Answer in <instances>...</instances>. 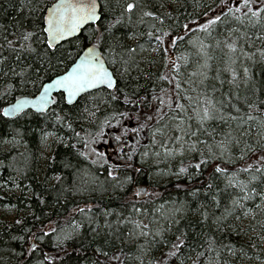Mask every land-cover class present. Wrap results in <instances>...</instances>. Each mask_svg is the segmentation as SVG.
I'll use <instances>...</instances> for the list:
<instances>
[{
  "label": "trees",
  "instance_id": "1",
  "mask_svg": "<svg viewBox=\"0 0 264 264\" xmlns=\"http://www.w3.org/2000/svg\"><path fill=\"white\" fill-rule=\"evenodd\" d=\"M54 1L39 0V6L44 9ZM205 1L207 0H177L176 7L171 11V8L164 4V0H136L139 7L130 22L127 14L121 17L117 0H99L101 14L99 23L86 27L77 38L64 42L62 45L72 52L70 61L78 57L75 54L81 53V49L89 45H97L108 68L120 79L121 87L125 80H128L131 87H140L139 95L146 96L154 108L159 107V104L152 99L153 95L160 96L164 93L175 95L174 91L169 92V90H174L176 81L173 80L170 84L168 79H159L160 75L167 77L174 75L171 67H166L173 62L180 65V78L182 81H186L192 72L204 71L198 66L206 61L209 66L206 82L209 85L208 94L212 95L210 89L213 84L219 89L215 93L217 98H219L220 92H228L230 85L225 82L221 88L217 77L225 81L231 78L223 63L227 60L228 51L223 45L236 41L238 44L237 55H240L239 49L243 48L250 55L254 54V58L246 59L241 56L242 64L238 62L234 67L242 76V68L247 66L250 69L252 82L259 89L258 92L252 93L241 86L238 106L242 110H246L243 100L247 96L250 102L257 105L253 114L259 121L261 117H264V110H261L264 109V103H261L264 101V59L261 58L259 51L264 48V39H257L260 32L249 24L247 16L242 15H250L248 8L243 7V0H212L210 6L204 3V11L201 12V5ZM236 1L240 2L239 6L236 5ZM227 2L228 4L224 6ZM36 3L37 0H0V44L4 43L5 35L8 36V39H15L11 33L15 30L16 23L18 21L24 23L25 17L29 16ZM254 6L258 7L259 5ZM238 8L240 11H236ZM143 12H152L154 15L143 16ZM214 13L217 15L213 16ZM216 16H220L219 21L215 20ZM237 17L241 19H237ZM30 19H36L38 22L35 15ZM141 19H143V23H140ZM118 20L119 23H117ZM209 20L214 23L209 25ZM185 25L188 26L187 29ZM201 25L208 26L210 31L201 30ZM4 28H7L8 31L4 32ZM150 31L153 33L152 38L148 36ZM165 32L168 33V36H164ZM157 35L161 36V42L154 39ZM176 36H182L183 39L177 40L173 45L169 37L175 38ZM218 42L220 46H218ZM201 43L205 45L203 51H200ZM127 48L135 49V52L131 54L135 58V63L128 68V75L121 76L126 67L122 61L130 60ZM152 50L153 54L147 56ZM3 54L10 55L8 51H4ZM113 57L118 63H112ZM12 59L15 57L12 56ZM8 63H11V60ZM69 66L70 62H68ZM16 70L19 73L20 68ZM65 70V65L61 64L55 70V74H61ZM50 77L54 78L52 71H49L47 75L42 73L38 79L35 75L26 76L27 83H23L20 76L13 77L9 74L4 77L0 75V111L13 102L16 97L36 95L41 82L49 81ZM192 79L198 82L201 77L197 75ZM8 84L13 85L11 92L8 91ZM188 88L194 89L188 94L195 98L199 91L195 83L192 85L183 83L182 95L184 94L183 89ZM108 91L100 89L81 96L71 106L65 104L64 99H61V94L56 95L54 99L57 103L43 114L24 111L13 118L0 115V183L4 185L6 182L7 185H10L11 179L14 178L22 190L21 197L15 202L6 196L3 186L0 185V204L19 203L22 204L21 208L24 210L21 217L15 218V220H22V224H15V220L12 223L0 224V264H48V261L43 259V254L54 256L59 252V249L54 246L56 237L52 233L45 237L43 242L36 241L39 248L32 253H28L21 246L20 241L11 240L12 236L30 237L31 232H24L26 227L32 228L33 231L41 227V222L34 220L33 215L41 217L45 231L49 228H57V230L65 228L70 231L72 224L69 217L81 224L79 235L61 245L68 250L69 254L64 256L63 253H60V258L54 261V264H61V260H63V264H78V254L74 249L79 247L81 241L85 244L88 243L91 239L90 227H95V225H89L86 216L73 212L77 206L86 210L88 206H91L95 218L101 224L104 219H107L112 222L113 228H116L118 217L121 220L128 218L137 222L149 223L160 216L161 210L167 216L182 203H189L193 208L203 203L210 216L215 213V216H211L209 221L211 224L216 216L224 215L226 209H232L233 200H240L244 196L245 192L242 188L235 186V181L244 183L250 181L249 174L240 171L241 166L247 160V157L240 159L243 143L231 148L229 153L223 157L217 155L215 158L209 159L207 164L202 166L203 175L194 181L188 180L185 175L177 177L174 173L179 171L181 164L187 166L192 155L199 159V152L177 151L174 156H166L164 149L159 147L161 137L157 134V143L153 144L152 134L158 126V121L173 123L169 117L175 115L179 110H169L165 107L163 111L166 115L161 121L153 108H150L146 102L143 106V114L133 111L129 114L130 118L121 116L119 113L132 106H125L122 97L119 101H111L110 96L107 95ZM179 102L185 105L188 103L186 100ZM148 114L153 116L152 121H147ZM138 115L139 120H137ZM187 115H193L191 110ZM57 117L63 119L58 120ZM130 121H132V125ZM186 123L191 124L193 130L197 127L194 117ZM140 124L146 126L138 132L125 130L126 128H139ZM247 126L246 124L244 127L247 128ZM207 127L209 135H201V140H207L208 144H212L214 140L222 138L223 133L220 129L223 126L219 125V122H209ZM213 127L217 128L214 138L211 135ZM233 127H235L234 124ZM223 131H228V129L223 127ZM98 133H102V135H98ZM45 135L53 136V147L51 156L40 169V148ZM117 136L120 137L119 141L116 139ZM192 139L196 138L192 137ZM242 139L248 140L249 138L243 137ZM251 139L255 140V130H253ZM7 141L19 143L20 147L6 148ZM101 141L106 143L100 148L103 151L107 149L109 152L104 154V157L95 158L96 163H93V158L89 156V153L97 148ZM85 144L88 147H85ZM167 146L172 150L180 148L179 143H169ZM200 151L207 153V147L202 146ZM81 152L86 155H80ZM144 153L147 155L145 156ZM105 160L107 163L104 162ZM112 165H120V167L114 168L111 167ZM215 165L223 166L226 172L212 178L210 174L215 172ZM136 169H140V171L137 172ZM109 170L114 172L116 179L108 176ZM192 171L193 169L189 168V172ZM232 173H236L235 180L233 186H228L227 181L231 178ZM57 176L60 179H57ZM126 176H131L132 180L126 182ZM210 180L213 187L206 197L205 193L208 190L201 187V184ZM193 184L196 189H199L197 196H193L191 193ZM252 186L264 189V183H259V181L251 182L250 187ZM138 190L146 191L143 195H135ZM213 195L219 200V207L214 204L208 206ZM38 196L43 197L44 204L40 203ZM244 203L247 205L244 211H248V217H244L240 209H235V215H240L241 219L237 220L235 215H232L228 217L226 223L231 225L232 229L236 227L245 229L246 234L238 235L232 229L217 231L214 225L211 229L205 226L203 231L213 235L217 242L235 248L236 257L230 253H224L230 264L233 259L236 264H264V241L257 238L258 234L264 231L261 228L264 217L257 213L253 218L251 211L255 204H261L264 207V201L258 195H252ZM133 205L141 211L136 212ZM106 212H111V215L105 216ZM190 218L192 217L190 216ZM244 219L246 221L241 223ZM160 227L167 228L168 225L161 219ZM120 228L123 230L121 240H125L134 225L131 223L120 224ZM190 231L195 234L200 229ZM121 240H114L112 247L106 250L111 255L112 251L122 249L124 252L123 264H140L141 259L143 264H149L155 256L160 255L159 251L149 250L150 245L146 241H150L151 236L136 237L135 243L131 241L122 243ZM198 242L191 241V248H184V255L179 260L184 261V264H192V260L197 257V252L205 250L203 247L196 248ZM250 242L255 246L248 247ZM141 246L147 250L143 255L140 252ZM206 259V257L200 258V264H205ZM111 264H117V262L112 261Z\"/></svg>",
  "mask_w": 264,
  "mask_h": 264
},
{
  "label": "snow or ice",
  "instance_id": "2",
  "mask_svg": "<svg viewBox=\"0 0 264 264\" xmlns=\"http://www.w3.org/2000/svg\"><path fill=\"white\" fill-rule=\"evenodd\" d=\"M254 5H259L254 6ZM117 6L121 10V17L124 14L128 15V19L131 22L133 15H135L136 10L139 5L136 0H117ZM243 7L248 8L247 14H242L247 16L249 24L260 32L257 37L258 40L264 39V0H243ZM231 11V9H230ZM240 11V9H236ZM33 15L38 18L30 19ZM152 12H143V16H153ZM99 19L97 13V2L96 0H57L56 3L45 6L41 9L39 6V0L35 4L32 11L29 13L28 17H25V22H17L15 25V30L11 33L15 39H8V36L3 37L4 43L0 44V75L7 77L11 74L13 77L20 76L23 83H27L25 79L26 76L35 75L38 79L43 73L47 75L49 71L54 73V78H49V82H41L40 88L38 89V95L34 94L33 98L28 96L16 97L15 103H10L7 107H4L0 111V115L4 117H14L25 109H34L36 112L43 114L45 110L52 104L57 103L53 98L52 93L54 90H59L61 93V99H67L69 103L73 101L81 93H86L93 89H106L109 90L107 95L110 96L111 101H119L122 97L123 104L125 106H132L126 111L119 113L121 116H129L133 111L143 114V106L148 103L150 108H153L151 101L147 100L146 96L139 95L140 87H131L128 80H125L123 86L121 87V81L117 78L116 73L110 71L106 67L104 58L98 53L97 46L93 44L91 47L86 49H81L83 54L77 52L75 55L78 59H73L72 52L65 49L61 44L62 41L69 37H72L74 33L80 31L81 26L88 22H96ZM237 19H241L237 17ZM216 21L220 20V16H216ZM120 21L118 20L117 23ZM143 23V19L140 20ZM214 21L209 20L208 24H213ZM201 30L210 31L209 27L206 25H201ZM187 29L188 26L185 25ZM7 28H4V32H7ZM246 35V34H245ZM150 38L153 37V33L150 31L148 33ZM164 36H168L165 32ZM157 42H161V36L157 35L154 37ZM183 39L182 36H176L175 38L169 37L170 42L175 45L177 40ZM191 43V42H190ZM159 46V45H158ZM218 46H220L218 42ZM223 47L227 48V60L223 61L225 69L230 73L231 78L225 81L224 79H217L220 82V87L227 82L230 85L228 92H220L219 98L215 95L219 91L215 84L211 85V93L209 95V85L206 83L208 80L207 69L208 64L205 61L204 64L199 65L200 69L204 71H194L190 74L186 81L181 80V73L179 72L180 65L176 63H171L166 65V67H171L174 75L172 77H167L166 75H160L159 79H168L171 84L175 80V88L170 89L169 92L174 91L175 95H169L164 93L163 95L156 96L153 95L152 99L157 101L159 107H154L153 110L163 121L165 118V113L163 109L167 107L169 110L178 109L179 111L169 117V120L173 123L164 122L160 123L158 121V126L153 131L152 143L156 144V136L159 134L161 139L159 140V147L164 149L166 156H174L177 151L197 153L199 152V159L195 155H192L191 160L188 165L185 166L183 163L179 168V171L174 173L177 177L185 175L188 180L194 181L199 176L203 175L201 169L202 166L207 164L209 159L215 158L217 155L223 157L226 153H229L230 149L243 143L244 147L241 150L240 159L247 160L241 166L240 171L248 173L250 176V181L244 183L242 181H235V186L242 188L245 192L244 196L240 200H233L232 209H226L225 214L221 216H216L212 220L211 224L209 221L211 216H215L212 213L211 216L207 211L205 204L201 203L197 207L193 208L189 203H182L180 207L174 208L170 215L165 216L164 212L161 210L160 216L149 223H143L142 221L137 222L135 220H129L124 218L121 220L117 218V226L113 228L111 221L104 219L103 223L95 218L93 214V209L91 206L81 208L79 206L75 207L73 212L79 213L86 216L89 225H95V227H90L91 239L85 244L83 241L80 242L79 247L74 249L78 254V264H111L112 261H116L117 264H123L122 257L124 256L123 250H114L112 254L106 250L111 248L114 240H121L123 235V230L120 228V224L131 223L134 225L125 240H121L122 243L125 241H131L135 243L136 237H149L150 241H146L150 245L151 251H159L160 255L155 256L154 260L150 261L149 264H184V261L179 260L181 256L184 255V248H191V241H199L196 243V248L203 247L205 250L197 252V257L192 260V264H200V258L206 257L205 264H230V261L225 257L224 253H230L233 257H236L237 252L235 248L231 245H226L217 242L213 235L209 232L203 231L205 226L211 229L212 225L215 226V230L222 231L224 229H232L231 225L226 223L229 216L235 215V209H240L243 212V216H248V211H244L247 205L244 201L251 198L252 195H258L262 201H264V189H258L257 186L250 187L251 182L259 181V183H264V117H261L257 121V116L253 112L257 109V105L250 102L245 96L243 104L246 106V110H242L238 106L240 103L239 89L243 86L246 91L256 93L259 91L256 84L252 82V76L250 75V69L247 66H243L242 76L238 73L236 67L238 62L242 64L241 56L246 59H253L254 54H249L244 51L243 48L239 49L240 55H237L238 44L236 41L225 43ZM205 45L200 44V51H203ZM4 51L10 53L9 56L3 54ZM130 54V60L122 61L126 66L125 71L121 73V76L128 75V68L131 64L135 63V58L131 56L135 52L134 48H127ZM260 56L264 59V48L260 50ZM12 56L15 59H12ZM210 59V57H209ZM11 60V63L8 61ZM68 62H70V67H68ZM112 63H118V61L113 57ZM65 65L66 70L63 74H55V70L61 65ZM17 68H20L19 73ZM5 69H7L5 71ZM199 75L201 79L197 82L192 79ZM130 79V77H129ZM7 83V81H5ZM35 83V81H34ZM187 83L189 85L196 84L197 89H199L198 94L193 98L189 92L194 89L188 88L183 89L184 94L182 95V84ZM13 90V85L8 84V91ZM163 93L164 90L162 89ZM66 94V95H65ZM186 100L188 103L185 105L179 101ZM261 103H264L262 101ZM191 110L192 116H188V111ZM264 110V109H261ZM195 118L197 121V127L195 130L192 129L191 124L186 123V121H191ZM139 115L137 120H139ZM58 120L63 119L62 117H57ZM147 121H152L153 116L148 114L146 117ZM209 122H219V125L226 127L228 131H223V127L220 131L223 133L220 140H214V143L208 144L207 140H201L200 136L209 135ZM233 124L235 127H233ZM248 125L245 128V125ZM146 125L140 124L139 128L125 129L126 131L131 130L133 132H138L142 130ZM71 127V125H69ZM255 130V140L253 141L252 134ZM179 133V134H176ZM217 134V128L213 127L211 129V135ZM79 135V133H77ZM102 135V133H98ZM192 137L196 139L193 140ZM243 137H248V140L242 139ZM116 139L119 141L120 137L117 136ZM169 143H179L180 148L176 150L170 149L167 145ZM185 144L187 147L185 148ZM202 146L207 147V153L200 151ZM74 147V146H73ZM85 147H88L85 144ZM215 149V151H214ZM98 157H104V153L96 152L95 149L92 150ZM80 155L84 156L85 153L81 152ZM146 156L147 153H144ZM131 159V156H129ZM96 163L95 160L92 161ZM107 163V160L104 161ZM131 167V165H128ZM111 167L118 168L120 165H112ZM189 168L193 171L189 172ZM215 172L211 173L212 178H216L217 174H223L226 169L221 165H215ZM137 172L140 169H136ZM108 176L116 179L113 171H108ZM236 173L231 174V178L228 179V186H233V181L235 180ZM57 179H60L57 176ZM131 176H126L125 181H131ZM201 187L207 189L205 196L213 187L211 180L207 183H202ZM146 190H138L135 195H141L142 192ZM191 193L193 196H197L199 189L192 185ZM38 195V194H35ZM40 203L44 204L45 201L42 196H38ZM59 200V198H57ZM219 200L213 195L211 200H209V205L213 204L219 207ZM136 212H140L141 209L136 208L133 205ZM253 212V218L256 217L257 213L261 217H264V207L261 204H255L254 208L251 209ZM111 215V212H106L105 216ZM190 216L192 218H190ZM237 220L241 219L240 215H235ZM33 219L41 222V227L35 231L32 228H24V232H31V236H12L11 240L20 241L21 246L25 248L28 253H32L38 250L39 245L36 241L43 242L44 238L49 236L50 233L54 234L56 237V244L54 245L59 249L54 256H49L47 253L43 254V259L48 261V264H54L56 259L60 258V253L67 256L68 250L61 247L69 239H74L79 235V229L81 224L75 221L74 218L69 217L71 220V230L68 231L65 228H49L47 231L44 230L43 222L41 217L33 215ZM164 220L168 227H160V221ZM23 221L20 219L15 220V224L20 225ZM183 226L181 227V224ZM33 227H35L33 225ZM261 228L264 229V223H261ZM194 229H200L193 234ZM138 230V231H137ZM235 230L238 235L246 234V230L243 228L236 227ZM259 240L264 241V231L258 234ZM151 246H155L154 248ZM255 245L251 242L248 247H254ZM147 250L141 246V255L145 254ZM243 251V249H241ZM91 252V255H89ZM214 254V258H213ZM103 258V261H102ZM191 258V257H189ZM63 264V260H61ZM140 264H143L141 259ZM231 264H236L233 259Z\"/></svg>",
  "mask_w": 264,
  "mask_h": 264
},
{
  "label": "rangeland",
  "instance_id": "3",
  "mask_svg": "<svg viewBox=\"0 0 264 264\" xmlns=\"http://www.w3.org/2000/svg\"><path fill=\"white\" fill-rule=\"evenodd\" d=\"M176 1L177 0H175V1H173V0L172 1L171 0H164V4L168 5L171 8V11H172V10H174V8L177 5ZM211 1L212 0H207V1L203 2V4L201 5V9H202L201 12L204 11V3H207L210 6L211 5ZM236 2H237L236 5L239 6L240 2L239 1H236ZM227 4H228V2L224 6H226ZM214 15H217V13H214L213 16ZM168 43H169V41H168ZM150 54H153V50L149 54H147V56L150 55ZM130 122H131V125H132L133 124L132 121H130ZM52 142H53V136L52 135H45L44 136V140H43V143H42L41 148H40V157H39V159H40V169L43 168L45 162L51 156V151H52V147H53L52 146ZM105 143L106 142L101 141L99 146L97 148H95L96 152H101V153L104 152V154L109 152L107 149H104V151H103L100 148L103 145H105ZM6 144H7L6 148H10L11 146L20 147V144L14 142V141H7ZM98 149H100L101 151L98 150ZM89 154H90L89 156L91 158H93V160H95V158L96 159L98 158V156L93 151H91ZM0 185H2V183H0ZM2 186H3V191L6 194V196L12 198V200H14L15 202L17 201V199L19 197H21L22 190L18 186L17 181L14 178L11 179L10 185H7L6 182H5L4 185H2ZM141 194L143 195V194H145V192H142ZM21 205L19 203L18 204H14V205H1L0 204V224L1 223H12L17 216L21 217V215L23 214V211H24L23 208H21ZM245 221H246V219H244L241 223H244Z\"/></svg>",
  "mask_w": 264,
  "mask_h": 264
},
{
  "label": "water",
  "instance_id": "4",
  "mask_svg": "<svg viewBox=\"0 0 264 264\" xmlns=\"http://www.w3.org/2000/svg\"><path fill=\"white\" fill-rule=\"evenodd\" d=\"M56 2H57V0H55L52 4H54V3H56ZM96 2H97V13H98L99 19H98L96 22H88V23L82 25L80 31H78L77 33H74L72 37H69V38H67L66 40L62 41L61 44L64 43V42H67V41H69V40H72V39L77 38V37L80 35V33L82 32V30L85 29L86 27H88V26H90V25H97V24L99 23L100 18H101V14H100V4H99V0H96ZM52 4H50V5H52ZM50 5H49V6H50ZM91 46H92V45H89V46L85 47L84 49H86V48H88V47H91ZM96 46H97V45H96ZM97 51H98V53L102 56V53H101L100 48H99L98 46H97ZM80 54L82 55L83 52H81ZM102 57H103V56H102ZM103 58H104V57H103ZM76 59H78V57H77ZM104 60H105V59H104ZM105 63H106V61H105ZM69 67H70V66H69ZM106 67H108L107 64H106ZM109 70L111 71L110 68H109ZM61 74H63V72H62ZM47 82H49V81H47ZM47 82H45V83H47ZM98 90H100V89H93V90H90V91H88V92H86V93H81V94H79L77 97H75L71 103H69V102L67 101V99H64V102H65V104H66L67 106H71V105L75 104L76 101H77L81 96H84V95H86V94H89V93H92V92H95V91H98ZM38 94H39V93H37L36 95H38ZM59 94H61L59 90H54L53 93H52V96H53V98H54L56 95H59ZM65 95H66V94H65ZM33 97H34V96H33ZM33 97H29V98H33ZM11 103H15V100H14L13 102H11ZM8 105H9V104H8ZM8 105H6L5 107H7ZM52 106H53V104L50 105V106L45 110V112H47ZM24 111H31V112L36 113V114H41V113L36 112L34 109H31V108H29V109H25ZM45 112H44V113H45ZM14 117H15V116H14ZM7 118H13V117H7Z\"/></svg>",
  "mask_w": 264,
  "mask_h": 264
}]
</instances>
